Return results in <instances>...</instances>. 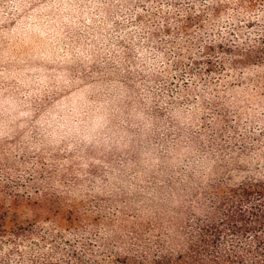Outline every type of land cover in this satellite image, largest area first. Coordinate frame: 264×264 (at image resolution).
Listing matches in <instances>:
<instances>
[{"label":"rangeland","instance_id":"374dc122","mask_svg":"<svg viewBox=\"0 0 264 264\" xmlns=\"http://www.w3.org/2000/svg\"><path fill=\"white\" fill-rule=\"evenodd\" d=\"M209 1L0 0V204L22 230L0 264L140 255L214 181L263 169L264 66L203 51L261 23L183 31Z\"/></svg>","mask_w":264,"mask_h":264},{"label":"trees","instance_id":"16d2710c","mask_svg":"<svg viewBox=\"0 0 264 264\" xmlns=\"http://www.w3.org/2000/svg\"><path fill=\"white\" fill-rule=\"evenodd\" d=\"M209 4L205 9L207 19L202 18L203 14L188 15L183 31L194 23L204 29L208 22L227 11L232 13L230 21L243 18L250 29L258 27L256 22L261 23L254 39L248 38L247 43H231L221 36L220 43L203 45V51L228 54L233 68L264 66V0H210ZM234 27L235 23L231 26L229 23L235 38H240ZM206 64L211 67L212 62L209 60ZM199 194L198 201H201L188 208L187 217L193 221L190 231L182 233L190 247L166 248L156 237L151 241V249L142 250L140 255H115L114 260L103 259L102 263L73 256L74 264H264V167L254 172L242 171L237 179L216 180ZM5 214L0 204V240L15 244L13 240L22 230L7 231ZM27 263L59 264L52 263L51 257L43 254L29 255Z\"/></svg>","mask_w":264,"mask_h":264},{"label":"clouds","instance_id":"9594fccd","mask_svg":"<svg viewBox=\"0 0 264 264\" xmlns=\"http://www.w3.org/2000/svg\"><path fill=\"white\" fill-rule=\"evenodd\" d=\"M204 148L207 149L210 155L214 151V149L210 145H204ZM213 169L214 168L208 170L205 173V179H208L212 176ZM129 223L131 222L128 220L118 222V225L115 226V230L119 232L120 226H126ZM162 223L163 227L157 228L155 231L160 232L159 240L162 244L165 245L166 248L182 250L190 247V245L185 242L186 237L182 233L190 231V225H192L193 223L192 219L184 215L176 216L173 213H169L168 219L163 221ZM151 235L153 236V239H156L154 233H152Z\"/></svg>","mask_w":264,"mask_h":264}]
</instances>
